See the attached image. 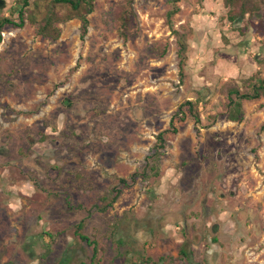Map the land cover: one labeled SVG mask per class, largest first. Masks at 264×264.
I'll list each match as a JSON object with an SVG mask.
<instances>
[{
  "label": "rangeland",
  "instance_id": "obj_1",
  "mask_svg": "<svg viewBox=\"0 0 264 264\" xmlns=\"http://www.w3.org/2000/svg\"><path fill=\"white\" fill-rule=\"evenodd\" d=\"M1 1L15 19L19 0ZM125 1L95 0L81 40L76 20L56 40L27 20L2 27L0 264H89L78 223L99 264H264V98L225 119L227 86L263 55L237 32L261 0H244L238 30L221 0H131L122 38ZM184 101L199 125L183 108L171 131Z\"/></svg>",
  "mask_w": 264,
  "mask_h": 264
},
{
  "label": "trees",
  "instance_id": "obj_2",
  "mask_svg": "<svg viewBox=\"0 0 264 264\" xmlns=\"http://www.w3.org/2000/svg\"><path fill=\"white\" fill-rule=\"evenodd\" d=\"M95 0H19L17 2L18 6L12 11L13 18L15 19H0V34L2 32V27L8 24L12 27L20 28L23 25L24 20H27L30 24L36 27V33L42 37L49 38L51 40H56L59 37L58 24L65 23L70 20H76L78 22V33L79 39H83L87 32L88 27V15L93 11ZM176 2V0H174ZM224 8L227 9L226 19L231 25L238 30V24L243 17H246L248 13L247 7L244 4V0H221ZM131 0H126L125 4L116 14L117 31L122 38H125L130 23L131 13ZM262 10L256 16L255 22H247L243 30H239V34L250 33V35L256 34L260 36L261 47L263 50V55L260 59H256L255 63L257 70L248 78L242 80V85L240 88L244 90L241 92L240 88L234 85H228L226 89L227 104L225 111V119L229 122H239L242 119V101H251L258 98H264V0H261ZM177 12V7L172 6V8L166 12L165 22L170 28V17ZM177 55L179 57L178 62V75L181 76V66L183 54L185 51L184 44L180 41L179 36H177ZM1 41V36H0ZM264 107V105H263ZM183 108L185 112L192 119L193 124L199 125V117L197 114L196 103L190 101H184L179 104L176 112L169 120V128L173 130L172 119L178 116L177 120L183 118ZM260 130L264 131V124L260 126ZM163 132H159L155 136L154 145V155L158 150L162 149L164 140ZM152 169V167H151ZM133 177V175H132ZM120 182L125 183L124 180ZM118 191L115 192L114 196L110 198L112 203ZM103 199V198H102ZM82 224L78 223L74 229V235L78 237L81 241H84L86 245L91 247V255L89 257V264H99L98 246L94 240H88L84 237L80 230ZM182 255L184 253L180 251Z\"/></svg>",
  "mask_w": 264,
  "mask_h": 264
},
{
  "label": "water",
  "instance_id": "obj_3",
  "mask_svg": "<svg viewBox=\"0 0 264 264\" xmlns=\"http://www.w3.org/2000/svg\"><path fill=\"white\" fill-rule=\"evenodd\" d=\"M1 5H2V1L0 0V7H1Z\"/></svg>",
  "mask_w": 264,
  "mask_h": 264
}]
</instances>
